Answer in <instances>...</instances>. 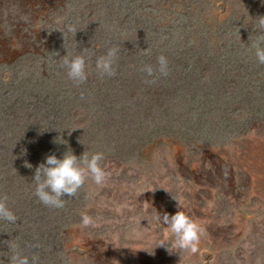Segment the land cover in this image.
<instances>
[{
	"label": "rangeland",
	"instance_id": "1",
	"mask_svg": "<svg viewBox=\"0 0 264 264\" xmlns=\"http://www.w3.org/2000/svg\"><path fill=\"white\" fill-rule=\"evenodd\" d=\"M261 17L262 0H0V198L18 218L0 220V264L10 245L39 264H264ZM67 50L85 54L79 86ZM161 55L169 74L149 77ZM69 148L104 153L106 181L47 207L36 167ZM180 210L203 229L197 253L150 226Z\"/></svg>",
	"mask_w": 264,
	"mask_h": 264
},
{
	"label": "clouds",
	"instance_id": "2",
	"mask_svg": "<svg viewBox=\"0 0 264 264\" xmlns=\"http://www.w3.org/2000/svg\"><path fill=\"white\" fill-rule=\"evenodd\" d=\"M264 2V0H262ZM261 24L264 25V17H261ZM68 31H75L73 26L68 27ZM250 47L255 49V56L259 65H264V33L258 34L256 40L250 43ZM120 49L113 46L107 50L104 55L99 56L95 61L94 71L101 79L111 78L116 75V62ZM142 54H149L150 49L141 50ZM62 67L66 69L67 77L75 85L79 86L88 79V66L85 54L71 55L67 50V55L62 59ZM158 69L151 65H145L142 69L149 77L154 76L156 71L161 76L169 74L168 59L161 55L157 58ZM154 83L155 81H150ZM60 140L54 143H61ZM104 159V153L98 152L89 156L86 151L80 157H77L69 148L64 153L63 158H58L55 154L45 157L44 162L36 167L33 183L35 185L34 195L45 206L61 209L64 208L67 200L65 197L73 198L85 185L91 180L94 184L102 186L106 181V172L101 166ZM31 168V164H26ZM6 198H0V220L10 224L17 222V216L11 211L4 202ZM179 206V204H178ZM149 223V222H148ZM166 225L168 231L173 235L171 247L178 248L180 251H190L197 253L198 245L203 234V229L198 226L184 211H177L170 215L165 212L163 215L156 214L150 226L153 230L158 229L160 225ZM81 228L94 226V220L86 213L81 214ZM161 246H164L163 244ZM11 255L10 264H39V256L33 254L31 258L23 255L19 246H9Z\"/></svg>",
	"mask_w": 264,
	"mask_h": 264
}]
</instances>
